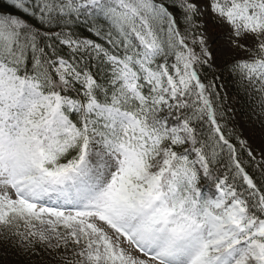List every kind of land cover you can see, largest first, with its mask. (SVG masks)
Wrapping results in <instances>:
<instances>
[{"label":"snow or ice","instance_id":"1","mask_svg":"<svg viewBox=\"0 0 264 264\" xmlns=\"http://www.w3.org/2000/svg\"><path fill=\"white\" fill-rule=\"evenodd\" d=\"M11 7L0 12V235L46 252L75 245L69 264H264V163L258 179L242 167L231 138L248 142L224 134L201 72L216 66L210 17L246 54L226 67L264 111V0Z\"/></svg>","mask_w":264,"mask_h":264},{"label":"trees","instance_id":"2","mask_svg":"<svg viewBox=\"0 0 264 264\" xmlns=\"http://www.w3.org/2000/svg\"><path fill=\"white\" fill-rule=\"evenodd\" d=\"M0 12H14L11 7V0H0ZM207 30H214L215 32V27L210 23V20H208ZM76 32L81 38L96 39L82 27H78ZM238 59L232 54L222 59L218 65L214 66L212 71L201 70L202 79L205 84L209 81H214L217 85L219 107L224 111V118L220 122L226 129L224 133L226 136H228L230 131H235L240 134L237 127L239 119L254 122L264 114V111L259 107L260 101L253 96L251 90L245 91L241 89L235 79L229 75L226 65ZM231 142L238 148V157L242 167L254 179H258L261 173V168L258 167V163H264V160H258L256 158L253 160L247 155V150H239L238 141L234 137L231 138ZM17 245L18 243L14 238L8 235H0V264H50L39 260H29L30 255H27L25 249H20Z\"/></svg>","mask_w":264,"mask_h":264},{"label":"rangeland","instance_id":"3","mask_svg":"<svg viewBox=\"0 0 264 264\" xmlns=\"http://www.w3.org/2000/svg\"><path fill=\"white\" fill-rule=\"evenodd\" d=\"M205 19L210 20V23L215 27V32L214 30L210 31L206 29V35L208 38V44L210 45V48L216 57V65H218L222 59L232 54L239 59H243L246 54L243 51L231 47L227 29L216 26L210 17H205ZM237 127L242 138L246 139L248 142L247 150H251L253 152V156L256 159L262 160L261 153L264 152V114L260 119L254 122H249L246 119H239ZM39 228L40 226L37 224V229ZM61 231L63 230L61 229ZM46 234L49 236L51 235V233ZM33 240H35V238H33ZM16 242L19 244L18 240H16ZM49 243L51 244L52 248L55 249L58 241L52 239L49 241ZM48 247L49 244H41L39 247H35L34 244L29 243L20 246V249H27L26 253L27 255H30L29 260L31 261L39 260L42 262H48L50 264H69L70 260L75 261L77 259L73 255V251L78 250L75 245L69 244V247L73 251L60 249L58 251L53 250L46 252L42 250L47 249ZM33 251L38 252L39 256L31 255ZM136 254L138 255V253Z\"/></svg>","mask_w":264,"mask_h":264}]
</instances>
